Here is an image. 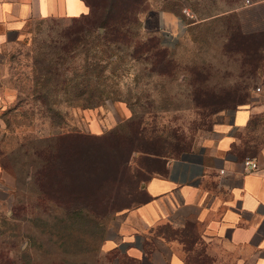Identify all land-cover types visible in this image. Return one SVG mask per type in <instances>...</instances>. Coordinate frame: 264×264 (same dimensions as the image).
Masks as SVG:
<instances>
[{"label":"rangeland","instance_id":"1","mask_svg":"<svg viewBox=\"0 0 264 264\" xmlns=\"http://www.w3.org/2000/svg\"><path fill=\"white\" fill-rule=\"evenodd\" d=\"M199 2L151 0V10L140 15L142 28L135 30L143 39L156 35L146 30V24L151 29L157 24L154 11L182 16L178 44L163 47L181 64L199 63V57L210 63L206 75L187 78L155 59H135L128 45L105 46L98 38L106 30L93 27L88 18L50 17L32 24L13 54L11 82L27 91L36 71L63 76L45 85L52 91L45 105L21 96L23 112L8 117L10 126L0 144L6 167L0 177V264H114L104 241L122 212L145 198L138 191L143 180L138 172L116 180L105 167L78 165L73 172L64 161L62 179L49 169L48 179L38 180L42 138L86 132L91 110L101 112L103 119L110 112L121 124L129 119L121 120L123 105L130 118L135 116L149 134L161 138L165 154L193 151L249 101L253 90L264 88V35L244 36L238 29L218 39L210 34L199 51ZM186 9L195 20L185 15ZM256 17L260 23L263 15ZM163 71L175 75L160 77Z\"/></svg>","mask_w":264,"mask_h":264},{"label":"crops","instance_id":"2","mask_svg":"<svg viewBox=\"0 0 264 264\" xmlns=\"http://www.w3.org/2000/svg\"><path fill=\"white\" fill-rule=\"evenodd\" d=\"M89 13L83 0H0V144L7 128L4 114L20 104L9 66L32 24ZM154 13L157 24L153 29L146 24L147 32L162 39L161 28H166L177 37L172 45H163L175 48L183 19L171 12ZM258 13L263 15L260 23ZM198 24L199 51L208 32L219 33L226 26L244 36L264 35V0L199 4ZM127 108L121 106V120L130 118ZM109 114L103 119L99 111L87 112L86 133L99 136L117 127ZM212 135L179 158L139 164L148 176L141 184L145 200L122 212L103 244L114 254V264H264V88L253 90L249 101ZM4 170L0 147V177Z\"/></svg>","mask_w":264,"mask_h":264},{"label":"trees","instance_id":"3","mask_svg":"<svg viewBox=\"0 0 264 264\" xmlns=\"http://www.w3.org/2000/svg\"><path fill=\"white\" fill-rule=\"evenodd\" d=\"M83 1L90 8V13L80 18H88L93 27L106 30L107 33L104 35L105 37L98 38L105 41V46L108 44L117 46L128 45L134 49L132 56L135 59L142 60L141 57H143L146 62L155 59L162 65L174 66L175 69L178 68L183 71L182 73L185 78L194 76L196 73H199V75H206V71L210 67V63L207 61L201 60L199 57V63L191 60L181 64L174 59L168 49L163 47V41L158 35H150L143 39L140 38L139 33L135 32L136 29L142 28L140 15L151 10V0ZM219 1L230 6L240 0ZM200 2L199 4L210 6L212 3L216 4L217 0H200ZM174 9L177 12L178 7ZM179 11L180 10H178V12ZM177 14L181 16V14ZM223 28L224 29L220 30L219 33L208 32L209 34L206 35L202 41H205L210 34L218 39L233 34L235 29H237H227V26ZM174 75L175 73L171 74V72L166 71L159 74V76L163 78L174 77ZM54 76L61 77L63 75H54L51 70L45 73L36 71L29 81L31 86L27 91H21L18 87L20 91L19 107L9 110L4 114V120L8 129L10 126L8 117L13 113L23 112L21 109L23 105L21 96H26L29 101L31 100L34 103L40 102L42 105L46 104L52 91L45 89V85L50 83ZM133 117L125 120L111 131L99 136L91 135L84 131H76L59 133L50 138H42L40 141V150L37 152L40 161L38 168L35 166L36 170H38V180L48 179L47 171L49 169H53L57 172V179H62L67 163L71 165L73 172H76L77 169L75 167L78 165H90L92 168L105 167L109 172L112 171L114 173L116 180H121L126 176H130L131 173L134 175L135 172H138L143 175V180H141L140 183L142 184L148 178L147 174L139 168V164L142 163L143 160L179 158L191 152L181 151L174 155L165 154L159 147L161 138L156 137L153 133L149 134L143 122L140 120L137 121L135 116ZM110 139L114 142L107 146L106 141ZM165 143L167 144L166 141ZM127 149H129L128 152L122 151ZM64 161L66 162L65 164L63 163ZM4 168L6 169L5 166ZM107 169L106 173L108 171ZM138 191L143 194L141 185L138 186Z\"/></svg>","mask_w":264,"mask_h":264},{"label":"built area","instance_id":"4","mask_svg":"<svg viewBox=\"0 0 264 264\" xmlns=\"http://www.w3.org/2000/svg\"><path fill=\"white\" fill-rule=\"evenodd\" d=\"M250 2L249 1H247V4H249ZM185 15L188 17V18H190V19H192V20H195L196 19V16L194 15V13H192L190 10H188V9H186L185 10ZM162 39H163V44L165 45V46H170V45H172L173 43H175V37H174V35H172L171 33H169L168 31H166V30H163L162 31ZM257 91L258 92H261V88H258L257 89ZM252 168L253 169H257L258 167H257V165H252Z\"/></svg>","mask_w":264,"mask_h":264}]
</instances>
